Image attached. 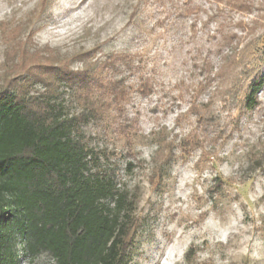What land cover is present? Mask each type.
Returning <instances> with one entry per match:
<instances>
[{
    "label": "rangeland",
    "instance_id": "rangeland-1",
    "mask_svg": "<svg viewBox=\"0 0 264 264\" xmlns=\"http://www.w3.org/2000/svg\"><path fill=\"white\" fill-rule=\"evenodd\" d=\"M262 35L264 0H0V89L37 95L51 71L132 54L138 70L113 75L127 86L122 112L106 108L82 128L92 171L132 202L129 264H264V86L255 109L238 111L245 66L264 71ZM232 54L243 62L231 80L203 89ZM140 77L149 94L137 91ZM57 89L70 114L83 108L74 89ZM14 250L15 264H54L18 239Z\"/></svg>",
    "mask_w": 264,
    "mask_h": 264
},
{
    "label": "trees",
    "instance_id": "trees-1",
    "mask_svg": "<svg viewBox=\"0 0 264 264\" xmlns=\"http://www.w3.org/2000/svg\"><path fill=\"white\" fill-rule=\"evenodd\" d=\"M254 50L263 64L264 35ZM242 62L235 54L221 60L202 88L212 82L214 92L224 88ZM137 70L132 54L110 53L81 70L51 71L52 80H43L45 91L37 95H27L17 84L0 89V264L16 263V239L25 254L47 252L54 264H129L136 230L129 213L132 202L112 177L92 171L98 157L87 147L82 128L106 108L122 112L127 86L123 77L113 75ZM104 71L110 76H102ZM244 72L251 79L238 101L240 114L259 105L264 86V71L249 73L246 65ZM59 86L74 89L83 104L80 111L66 110ZM152 88L140 77L137 91L149 94ZM196 116L207 120L201 112ZM166 146L158 151L170 150ZM166 161L154 176L161 177Z\"/></svg>",
    "mask_w": 264,
    "mask_h": 264
}]
</instances>
